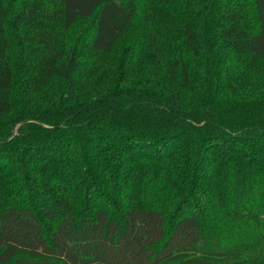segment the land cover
I'll return each mask as SVG.
<instances>
[{
    "label": "trees",
    "instance_id": "1",
    "mask_svg": "<svg viewBox=\"0 0 264 264\" xmlns=\"http://www.w3.org/2000/svg\"><path fill=\"white\" fill-rule=\"evenodd\" d=\"M0 264H264V0H0Z\"/></svg>",
    "mask_w": 264,
    "mask_h": 264
}]
</instances>
